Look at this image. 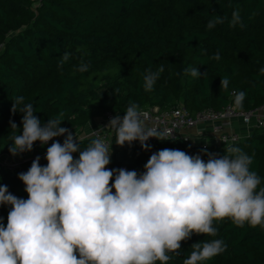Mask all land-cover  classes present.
Instances as JSON below:
<instances>
[{"label":"trees","instance_id":"trees-1","mask_svg":"<svg viewBox=\"0 0 264 264\" xmlns=\"http://www.w3.org/2000/svg\"><path fill=\"white\" fill-rule=\"evenodd\" d=\"M237 7L243 28L229 26ZM215 16L226 19L209 30L207 23ZM65 52L70 56L60 66ZM217 52L219 60L213 59ZM81 62L89 65L88 71H78ZM160 66L164 71L153 90L145 91V74ZM262 67L264 0H231V6L229 0H0V185L27 199L18 174L27 172L39 149L37 141L31 152H24L31 158L15 164L3 161L15 157L8 148L23 130V113L18 111L23 105L12 112L18 96L24 97V104H33L42 126L63 112L60 126L76 131L84 149L90 138L84 133L92 122L98 123L110 111L124 115L131 103L161 111L181 104L194 115L234 104L235 94L244 92L239 110L260 107L264 105ZM185 68H197L202 75L194 78L184 73ZM224 77L229 79L227 90H221ZM10 121L17 128H11ZM110 141L107 167L138 174L145 171L152 153L165 148L199 154L207 161L206 153L223 155L228 148L239 147L253 158L250 170L261 178L257 191L264 187L261 129L230 144H220L214 137L206 143L183 136L150 138L146 142L150 150H144L139 141L117 146L113 134ZM73 156L78 159L79 152ZM46 164L43 159L41 166ZM10 208L0 205V223L5 227ZM213 227L216 236L192 234L182 241L180 255L168 264H183L192 244L213 239L223 240L227 248L203 264H264V227L247 222L238 227L230 218L213 221Z\"/></svg>","mask_w":264,"mask_h":264},{"label":"clouds","instance_id":"clouds-1","mask_svg":"<svg viewBox=\"0 0 264 264\" xmlns=\"http://www.w3.org/2000/svg\"><path fill=\"white\" fill-rule=\"evenodd\" d=\"M225 19L215 16L207 28ZM237 25L244 27L238 7L229 21L230 27ZM69 56L63 54L60 66ZM213 59H220L219 52ZM88 67L81 62L78 71ZM163 71V66L147 71L145 91L153 90ZM184 73L202 75L197 68H185ZM260 73L264 75V67ZM228 85V77L221 78V90ZM244 98V92L235 94L236 107H242ZM19 105L23 130L13 137L10 154L31 152L37 141L43 146L55 137L65 139L47 148L46 166L37 156L27 172L18 174L27 199L0 185V205L11 206L6 227L0 223V264H168L192 234L216 236L213 221L230 218L238 227L245 222L264 227V187L257 191L261 178L250 170L253 158L239 147H230L223 155L206 153L207 161L199 154L165 148L151 154L142 173L109 169L112 144L95 131L81 149L77 137L60 126L63 112L42 126L33 104H24V97L18 96L13 113ZM10 125L17 128L14 122ZM105 128L120 147L139 141L150 150L146 143L150 138H172L167 128L150 124L136 103L123 117L111 118ZM77 152L78 159L73 156ZM226 248L221 239L194 243L183 264H203Z\"/></svg>","mask_w":264,"mask_h":264},{"label":"built area","instance_id":"built-area-1","mask_svg":"<svg viewBox=\"0 0 264 264\" xmlns=\"http://www.w3.org/2000/svg\"><path fill=\"white\" fill-rule=\"evenodd\" d=\"M264 108V105L253 108L250 110H239L235 103L228 104L226 107L220 110H214L212 108H207L202 111H199L196 114H191L184 105H178L170 110H160L159 107H148L145 109H140L143 113L147 114V120L150 124H155L159 128H167L171 134L172 138L176 139L178 137H185L187 141L198 142L197 139H202L200 135H191L184 133L185 130H200L202 125H207L208 123L212 124V134L210 137H205V141H208L211 137H214L220 144H230L233 142L239 141V136L236 133H230L226 131V126L229 124L230 118H239L247 125L254 126L253 118L259 117V111ZM116 115H120L117 112L110 111L106 116L98 121L96 127H92L84 133V136H91L95 131L97 135L102 137L106 143L110 145L111 130L105 128L110 119L114 118ZM123 117V115H120ZM258 123L256 127H264V123L258 118ZM148 123V122H146ZM74 136L76 131L69 130ZM78 135V134H77ZM65 136L55 137L53 140H50L47 144L43 146L41 143H38V153L34 159L40 157V165L45 159L47 147H50L51 144L56 141H64ZM169 140V139H168ZM63 143V142H62ZM204 143V142H203ZM46 149V151H45Z\"/></svg>","mask_w":264,"mask_h":264},{"label":"crops","instance_id":"crops-1","mask_svg":"<svg viewBox=\"0 0 264 264\" xmlns=\"http://www.w3.org/2000/svg\"><path fill=\"white\" fill-rule=\"evenodd\" d=\"M258 118L260 121L264 123V108L259 111V117H254L253 118V124L254 126L252 127L251 125H247L244 123L239 118H230L229 119V124L226 126V131L230 133H236L239 136V141L246 139L249 137L254 130L256 129H261L264 131V127H256V124L259 122ZM212 124L208 123L207 125H202L200 130H189L186 133H189L191 135H200L202 139H197L198 142H204L206 143L205 137H210L209 135L212 134Z\"/></svg>","mask_w":264,"mask_h":264},{"label":"rangeland","instance_id":"rangeland-1","mask_svg":"<svg viewBox=\"0 0 264 264\" xmlns=\"http://www.w3.org/2000/svg\"><path fill=\"white\" fill-rule=\"evenodd\" d=\"M97 124V121H94L91 123V127H95ZM57 141V140H56ZM59 141V140H58ZM61 144H63V141H59ZM32 154L31 153H22L19 155H16L14 158H3V161L8 164H15L18 160L25 159V158H31Z\"/></svg>","mask_w":264,"mask_h":264}]
</instances>
